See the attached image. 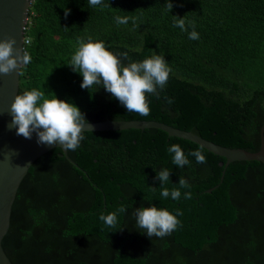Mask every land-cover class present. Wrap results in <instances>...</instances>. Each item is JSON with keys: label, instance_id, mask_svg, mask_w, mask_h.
I'll return each instance as SVG.
<instances>
[{"label": "trees", "instance_id": "16d2710c", "mask_svg": "<svg viewBox=\"0 0 264 264\" xmlns=\"http://www.w3.org/2000/svg\"><path fill=\"white\" fill-rule=\"evenodd\" d=\"M18 92L36 89L76 104L88 122L156 120L228 148L255 152L264 124V0H30ZM69 14L65 16V11ZM130 17L118 25L115 17ZM194 22L198 40L173 26ZM188 31H192L189 27ZM103 41L129 60L160 54L171 67L159 97L148 94L150 115L127 112L101 85L82 89L67 64L79 39ZM171 100V103H169ZM73 165L55 147L29 167L11 208L2 247L12 264H264V164L225 158L206 149V163L189 153L200 146L158 128L85 131ZM179 144L191 161L172 163ZM168 169L170 190L180 176L191 185L179 201L160 196L157 171ZM225 168L224 174L222 171ZM223 179L221 181V176ZM218 185L211 192L207 189ZM150 187H156L155 192ZM191 192V199L183 193ZM116 229L99 220L115 211ZM177 209L170 235L149 238L138 207Z\"/></svg>", "mask_w": 264, "mask_h": 264}, {"label": "clouds", "instance_id": "9594fccd", "mask_svg": "<svg viewBox=\"0 0 264 264\" xmlns=\"http://www.w3.org/2000/svg\"><path fill=\"white\" fill-rule=\"evenodd\" d=\"M91 7L103 6V0H88ZM171 0L167 3V8L172 10ZM69 12L65 11V16ZM115 22L127 24L130 17L117 16ZM173 26L188 32L189 39L198 40L199 33L195 30L194 22L187 24L185 17L173 16ZM191 27L192 31H188ZM16 40L7 39L0 41V74L8 75L18 72L22 75V68L31 62V55L23 47L15 48ZM121 57L128 59L127 52L116 54L108 50L105 43L94 40L91 36L77 41L74 54L67 64L74 72L82 77L81 88L91 89L95 85H101L111 96L118 100L126 108L127 112H134L141 116L150 115L148 94L159 97V91L163 90L172 72L164 56L153 54L142 61H131L125 65ZM171 103V100H169ZM13 119L9 128H16V134L26 139H31L33 132L37 135V143L54 145L58 144L65 151H75L85 139L84 132H93L91 126L85 130V125L89 122L81 109L74 103L61 100L56 95L51 98L45 93L36 89L23 91L15 96L9 110ZM167 151L172 155V163L179 168H184L191 161L185 155L179 144H171ZM204 146L191 151L189 155L195 157L199 164L206 163L203 154ZM171 172L168 169L157 171L156 180L160 184V196L162 199L171 198L179 201L182 196L181 189H189L191 185L180 176L178 187L171 190L166 187L170 182ZM155 192L156 187H150ZM191 192L183 193L185 199H191ZM126 204H120L118 208L107 214L100 213L99 220L105 226L116 229L118 225V214L125 213ZM136 224L139 229H144L149 238L155 236L163 238L170 235L180 226L178 219L182 212L177 209L173 214L166 208H158L155 205L150 207H138L135 209Z\"/></svg>", "mask_w": 264, "mask_h": 264}, {"label": "water", "instance_id": "95a60500", "mask_svg": "<svg viewBox=\"0 0 264 264\" xmlns=\"http://www.w3.org/2000/svg\"><path fill=\"white\" fill-rule=\"evenodd\" d=\"M30 0H0V41L15 39V48L23 47V38ZM19 87L18 72L0 74V264H12L2 247V239L10 225L11 208L19 185L28 172L31 164L45 152L58 147L62 154L76 167L67 151L58 144L47 145L37 143V135L32 134L31 139L16 134V128H9L13 119L10 106L17 95ZM91 126L93 131L118 130V129H145L158 128L169 136L189 140L199 146L203 145L207 151L225 158L224 167L235 160H256L264 164V124L260 129V146L255 152L242 148H228L216 144L191 131L180 129L156 120H112L89 122L85 130ZM225 168L222 171L224 174ZM223 175L221 176V181ZM218 185L206 190L211 192Z\"/></svg>", "mask_w": 264, "mask_h": 264}, {"label": "built area", "instance_id": "2783aa9c", "mask_svg": "<svg viewBox=\"0 0 264 264\" xmlns=\"http://www.w3.org/2000/svg\"><path fill=\"white\" fill-rule=\"evenodd\" d=\"M23 41H24V44H25V43H28L29 40H28L27 37L24 36Z\"/></svg>", "mask_w": 264, "mask_h": 264}]
</instances>
